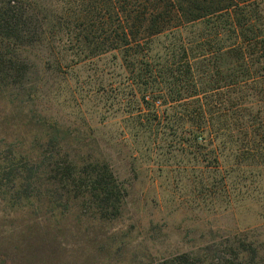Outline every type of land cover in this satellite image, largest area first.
<instances>
[{
	"label": "trees",
	"instance_id": "trees-1",
	"mask_svg": "<svg viewBox=\"0 0 264 264\" xmlns=\"http://www.w3.org/2000/svg\"><path fill=\"white\" fill-rule=\"evenodd\" d=\"M161 37L162 53L152 54ZM32 49L45 50L49 68L119 53L137 86L134 119L154 140L193 147L209 171L227 161L232 171L264 173V0H0V95L13 102L33 93ZM62 140L53 127L36 155L18 153L19 164L0 166L9 199L35 197L63 212L77 206L89 224L118 219L124 182L107 160H75ZM200 172L202 192L212 183ZM212 254L222 264L260 259L246 239ZM206 258L184 251L144 264H210ZM9 263L0 251V264Z\"/></svg>",
	"mask_w": 264,
	"mask_h": 264
},
{
	"label": "rangeland",
	"instance_id": "rangeland-1",
	"mask_svg": "<svg viewBox=\"0 0 264 264\" xmlns=\"http://www.w3.org/2000/svg\"><path fill=\"white\" fill-rule=\"evenodd\" d=\"M165 42L163 37L152 41V54L162 53ZM30 57L33 93L14 102L0 95V166L19 164L18 153L36 155L57 127L63 148L75 160H107L127 196L118 219L89 224L77 206L63 212L35 197L11 200V187L3 181L0 251L9 264H144L184 251L222 264L214 249L228 251L241 239L258 248L257 261L264 264L263 172L232 171L227 161L209 171L192 156L193 147L154 140L134 119L137 86L119 53L59 68L46 66L44 49H32ZM201 170L212 183L202 192Z\"/></svg>",
	"mask_w": 264,
	"mask_h": 264
}]
</instances>
